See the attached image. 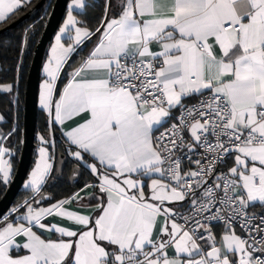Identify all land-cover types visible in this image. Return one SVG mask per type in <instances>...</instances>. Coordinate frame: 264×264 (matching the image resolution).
<instances>
[{
  "label": "snow or ice",
  "instance_id": "obj_1",
  "mask_svg": "<svg viewBox=\"0 0 264 264\" xmlns=\"http://www.w3.org/2000/svg\"><path fill=\"white\" fill-rule=\"evenodd\" d=\"M22 6V0H0V22ZM83 7L84 0L69 5L45 65L49 79L40 102L61 125L86 115L63 135L75 147L71 156L99 178L98 186L81 189L98 187L99 214L68 210L66 205L84 199L79 192L48 207L25 200L10 210L16 215L0 218V264H264V215L253 225L247 211L257 201L264 206V0H121L117 16L109 15V0L95 30L79 26L73 15ZM97 34L95 47L54 101L58 73ZM65 35L72 44L61 42ZM153 44L160 50L152 51ZM193 95L205 98L185 107L183 100ZM177 107L179 124L155 136ZM184 130L192 142L185 144ZM40 140L50 143L44 136ZM184 147H203L212 157L207 163L196 159V170L182 172L176 151ZM233 151L234 166L208 185L216 162ZM38 154L26 185L36 194L53 167L47 147L41 146ZM5 155L11 153L0 143V173L6 183L11 164L3 160ZM133 174H159L150 179V196ZM202 186L201 197L191 200L193 215L216 203L223 206L205 218L224 220L227 231L219 246L206 223L193 215L177 223L174 208L166 204L196 197ZM225 211L231 215H221ZM54 216L75 227L44 222ZM234 216L242 217L241 227L259 239L251 236L249 242L236 234ZM197 229L208 231L210 250L197 243L204 239L197 237ZM38 232L58 233L59 238L44 239ZM13 251L26 254L13 256Z\"/></svg>",
  "mask_w": 264,
  "mask_h": 264
},
{
  "label": "trees",
  "instance_id": "obj_2",
  "mask_svg": "<svg viewBox=\"0 0 264 264\" xmlns=\"http://www.w3.org/2000/svg\"><path fill=\"white\" fill-rule=\"evenodd\" d=\"M38 2L39 0H32L31 2L24 4L19 8V10L12 14L6 22L0 24V30H3L0 33V85L6 83L11 84L13 92L11 95L0 91V112L4 118L3 125H5L6 131L11 133L10 136L7 135L6 144L15 151L11 156L12 171L15 170L17 165L22 140V112L25 79L34 47L43 30L53 0H45V4L27 21L10 29L5 30L4 28L25 14ZM106 4H108L106 0H84V7L82 10L74 11L75 17L82 26L95 30L100 25L101 18L105 12ZM25 40L27 41V45L23 53ZM91 40L86 41L78 52L74 53L68 60V63H66L61 69L55 87V95L58 94L60 88L66 82L67 73L80 63L83 54L82 52L84 48L91 43ZM14 94L18 95L17 104H14L13 102ZM49 130H51L53 139V144L49 147L53 155V167L47 180H49L54 174L56 154H69V152L58 127L54 123L49 124L47 114L42 108L38 107L35 132L36 134L40 133L41 135H45V133L49 132ZM74 162L75 160L71 159L69 167L66 168L63 173L64 176L67 175L70 166L74 164ZM6 185L2 184L0 181V196L2 195ZM79 185L80 183L75 186H71L67 184L65 180H58L52 188L49 189V192L54 195L53 201H55L69 195L72 190ZM46 189L47 188L43 186L41 190ZM31 196L32 191L22 187L17 196L14 198L12 207L21 204L25 199L30 198ZM32 201L33 197L29 199V202Z\"/></svg>",
  "mask_w": 264,
  "mask_h": 264
},
{
  "label": "water",
  "instance_id": "obj_3",
  "mask_svg": "<svg viewBox=\"0 0 264 264\" xmlns=\"http://www.w3.org/2000/svg\"><path fill=\"white\" fill-rule=\"evenodd\" d=\"M68 1L69 0H53L43 30L33 50V55L25 79L23 93L22 140L20 153L16 168L12 173L11 179L7 183L2 195L0 196V218L5 216L7 211L12 207L14 198L21 190L23 182L32 163L36 138L35 130L42 60L46 47L49 45V43H51L53 34L58 29L59 24L63 19ZM44 4L45 0H39V2L31 7L25 14H23L21 17H19L4 29H10L27 21ZM2 31L3 30H0V33ZM26 45L27 41L25 40L23 53L26 49ZM71 159L74 160L70 156V154H56L54 174L49 180L45 182L44 185L46 188H50L58 180H65V182L71 186H75L78 183H86L89 181V177L83 174L81 168L77 165L76 162H74V164L70 166L67 175H63L65 169L69 167V162L71 161ZM53 199L54 195L51 192H49L48 190H41L39 194H36L33 197L32 203L33 205L37 206L35 203L36 201H40L41 204H44L53 201ZM262 211H264V208Z\"/></svg>",
  "mask_w": 264,
  "mask_h": 264
},
{
  "label": "crops",
  "instance_id": "obj_4",
  "mask_svg": "<svg viewBox=\"0 0 264 264\" xmlns=\"http://www.w3.org/2000/svg\"><path fill=\"white\" fill-rule=\"evenodd\" d=\"M31 1L32 0H22V3L24 5V4L29 3ZM106 2L109 3V0H106ZM110 3H111V7H110L109 15L110 16H117L119 14V12H120L121 0H110ZM80 10H82V8H76V9H74L73 10V15L75 16L74 11H80ZM67 11H69L68 4H67V10H66V12ZM66 12H65L64 16L66 15ZM11 15L12 14H10V16ZM3 23L4 22H0V24H3ZM79 26L84 27L81 24H79ZM71 35H74V32L71 33ZM98 36H99V34H97L96 36H93L92 37V40H91V43L88 46H86V48H84V50L82 52L83 54H82V59H81L80 63L78 65H76L73 69H71L67 73L66 82L60 88V90H59V92H58L57 95H55V89H54L53 96H52V99L54 101L59 99V95L62 92V90L64 89L65 85L68 83V81L70 79V74L73 72V70L75 68H77V67L80 66V64L83 62V60L88 56V54L91 52V50L95 47V45L97 43V40H98ZM64 39H66V40H64ZM61 42L63 44H65V46L73 43V41L71 39H69L68 35H66V37L62 38V41ZM151 50L152 51H158L160 49L158 48V46L156 44H153L151 46ZM47 55H48V52H47V47H46V50H45V53H44V57H43V60H42L41 71H40L41 77H40V81H39V88L41 87V84H44L45 80H48L49 79V77H46L42 73V69L44 67V63L46 62ZM60 72L58 73V78H59ZM43 77H44V80H43ZM57 80L55 81V87H56V84H57ZM196 96L197 95H193L191 97L185 98L183 100V104L192 101ZM39 108H42L45 111V113L47 114L48 123L49 124L50 123H54L53 122V117H52V115L49 114V111L47 109H45L42 105H40ZM177 108H179V107H177ZM177 108H175L173 110H176ZM0 117H2V119H0V137H7L8 132L6 131L5 125H3L4 118H3V115H2L1 112H0ZM84 118H86V115H82L81 117H78V118H73L72 121H65V123L63 125H61L59 123H54L58 127V129H59V131H60V133L62 135V138H63V140H64V142L66 144V147L68 149L69 154H70V151H74L75 150V147L74 146H71L69 144V142L67 141V138L63 135V132L65 130H67V129L73 127V126H75L76 123L81 122ZM45 136H46V139L50 141V143L47 144L48 147L47 146L46 147L48 148L49 154L52 157L51 163L53 165V155H52V153H51V151L49 149L50 145L53 144L51 130H49V132L45 133ZM6 140L7 139H2V140H0V143H2L3 146L4 145L7 146ZM9 151L11 153L10 159L7 160V158L5 157V158H3V160L6 161V162H9L11 164V156L14 154L15 151H14L13 148H10V147H9ZM235 155H236V153L234 151L231 152V154H230V156H229V158H228V160H227V162L225 164V169H227V171L231 167L234 166V164H235ZM70 156H71V154H70ZM71 157L75 160V162L77 163V165L81 168L83 174L89 177V181L86 182V183H81L79 186H76L69 195L63 197V198H66V197L72 196L74 193H77V192H79L80 195L82 197H84V199L82 201H75V202L71 203L70 205H66V207L70 211H77V212H80L81 214H86V215H89V216H93L94 217V216H96V215L99 214L98 211L95 210L96 209V205L99 203V199H98V196H99L98 187L88 188V189H85L84 191H81V189H84V186L86 184H91V185H97L98 186V184H99V178L97 176L93 175L91 173V170L89 168H87L83 164V162L77 161L73 156H71ZM38 159H39V154L37 152L35 154L33 153V159H32V163H31V166L29 168L28 173H31V171L34 169V167H35L36 162L38 161ZM89 162H94V161L89 160ZM257 166H259L258 165V162H257ZM51 171H50V173H51ZM12 173H13V171H12V164H11V171H10L9 179H8V181L6 183L2 181V173H0V181H1V183L6 185L10 181L11 176H12ZM28 173H27V176H28ZM50 173H49V175H50ZM27 176H26V178H27ZM132 178L133 179H140L141 181H143L145 195L146 196H150L151 190L148 187V184L150 183V179H152V178H160V177H159V174H154L151 177H149V176H137V175L133 174ZM47 179H48V177L46 178V181H47ZM118 182H119V180H118ZM44 184L41 186V188L44 186ZM23 188L24 189H29V190L32 191V189H31L30 186L23 187ZM93 193H96L97 194V198H93L92 197L91 194H93ZM35 195H36V193H34L32 191V196L30 198L34 197ZM30 198H27L25 200H28L29 201ZM63 198H60V199H63ZM60 199H57L55 201H51V202H47V203L41 204V206L48 207L49 205H51L52 203H55L56 201H58ZM24 201L21 204H23ZM166 204H167V206L174 208L175 212L181 211L185 207V205H184V203H182V201L181 202H175V203H167L166 202ZM33 207H36V206L33 205ZM249 208L252 209V210H255V211H262L263 208H264V206H261L260 205V202L257 201V202H254L253 205L250 206ZM23 211H25V209L21 208L20 212L22 213ZM10 218H11V216H10ZM158 220H159V222H158L157 227L155 229V232L157 234H159V224L163 222V217L158 218ZM13 222L15 223L17 221L13 220ZM19 222H24V221H19ZM44 222L47 223V224H56L57 226L75 227V225H74L73 222L67 221L66 219H62V218L55 217V216L54 217H50V218H46V220ZM34 230H36V229L34 228ZM226 231L227 230L221 231L217 226H214L213 227L212 234L216 237L217 246H219V242L221 241L222 236H223V234ZM235 232L237 234V231L236 230H235ZM38 234H41L42 235V238H44V239H49L50 238V239L55 240V239H58L59 238V234L58 233H47V232L41 233V232H38ZM17 240H18L19 243H23V238H17ZM211 243L212 242L210 240H205L203 242H199V244H201L203 246V248H204L205 251L210 250ZM24 254H26L24 251H19V252L13 251L12 252V255L13 256H16V255H24ZM168 254L170 256L173 255L174 254L173 253V249H171V248L168 249ZM184 255H186V254H182V258H183Z\"/></svg>",
  "mask_w": 264,
  "mask_h": 264
},
{
  "label": "built area",
  "instance_id": "obj_5",
  "mask_svg": "<svg viewBox=\"0 0 264 264\" xmlns=\"http://www.w3.org/2000/svg\"><path fill=\"white\" fill-rule=\"evenodd\" d=\"M207 95H208V93L205 92V97ZM205 97L197 95L192 101L185 103L184 106L190 107L193 105H198L199 101L204 99ZM180 116H181V108H177L176 110H173L171 113V116L168 118L167 122L163 125V127L157 128L154 131V135L159 136L160 133L165 130V128L170 127L174 123L179 124ZM181 135L184 137L185 144H187L188 142H192V137H191V134L189 131L184 130L181 133ZM222 139H226V138L222 137ZM209 140H211L213 143L215 142V139L212 136H209ZM230 154L231 153L222 155L221 159L216 162L214 174L212 176L206 178L208 185H212L216 182V174L228 172L227 169H225V164H226ZM176 155L181 158V170H182V172H187L189 170H196L197 166L192 161H194L196 159H201L202 163H207V161L209 159H211V157H212L211 153H205V150L203 147H196L193 150H189L187 147L180 148L176 151ZM172 183H175V182H172ZM203 187L204 186L197 189L196 197L189 196L188 198H186L185 201H182V203H184L185 207L181 211L175 212L177 214V223L184 224L185 221H184L183 217L193 215L191 200L193 198H200L201 197ZM217 191L219 192V195L222 197L223 193L220 192L219 190H217ZM222 207L223 206L221 204L216 203L214 206L211 207V209L209 211H204V212L200 213L199 215H193V219L199 220L202 224L206 223L207 226L211 229V232H212V229L214 226H217L221 231L227 230V228L225 227L224 220H221V219H216V220L207 219L206 220L205 219L207 217H211L212 215L216 214V210L218 208H222ZM233 207H235V206H233ZM247 211L249 212L250 217L253 218V225L260 223L259 217L264 215V211H255V210H252L250 208ZM221 215L229 216V215H231V213H230V211H225V212L221 213ZM242 220H243L242 217H235V216L232 217V225H233L234 229L237 231V234L241 235L243 237L249 238V242H251V239H250L251 236H257V239H259V235L256 232H249L248 228H242L241 227ZM191 225H192V220H189L188 226H191ZM261 226L264 227V224H262ZM196 234H197V237H201V236L204 237V239H197V243L207 240L208 231L203 230V229H197Z\"/></svg>",
  "mask_w": 264,
  "mask_h": 264
},
{
  "label": "rangeland",
  "instance_id": "obj_6",
  "mask_svg": "<svg viewBox=\"0 0 264 264\" xmlns=\"http://www.w3.org/2000/svg\"><path fill=\"white\" fill-rule=\"evenodd\" d=\"M72 3V0H70L69 2H68V8H69V5ZM46 6V5H45ZM67 15H68V11L66 12V15L64 16V18H63V20L61 21V23L59 24V27H58V29L55 31V33L53 34V37H52V41H51V43H49V45L47 46V52H48V55H47V59H46V62L44 63V67H43V69H42V73L46 76V77H48L47 76V74H46V72H45V65L46 64H48V62H49V59H50V57H51V55H52V52H51V49H52V46L53 45H55L56 44V36H57V34H59V32H60V28L64 25V22H65V20H66V18H67ZM64 37H66V35L65 36H63L62 38H64ZM43 80H44V77H43ZM3 85H11V84H1L0 86H3ZM42 86H43V84H41V87L39 88V92H38V107L41 105V102H40V100H41V89H42ZM0 90L3 92V93H6V94H13V92H12V89H11V91H5L2 87H0ZM17 101H18V95L17 94H14V96H13V102H14V104H17ZM40 136H44L45 138H46V136L45 135H41L40 133H37L36 134V142H35V148H34V150H33V153L35 154L36 152L38 153V149L41 147V146H47V144L46 145H42V142H41V140H40ZM3 147H5L6 149H8L9 150V147L8 146H6V145H4ZM48 147V146H47ZM7 158V160H9L10 159V155H5L3 158ZM32 172V171H31ZM30 175H31V173H28V176H27V178L24 180V182H23V186L22 187H27L26 185H27V183H28V181H29V178H30ZM20 205V204H19ZM14 207H16V206H14ZM14 207H11L8 211H7V213L5 214V215H16V214H11L10 213V210L12 209V208H14ZM21 210V209H20Z\"/></svg>",
  "mask_w": 264,
  "mask_h": 264
},
{
  "label": "flooded vegetation",
  "instance_id": "obj_7",
  "mask_svg": "<svg viewBox=\"0 0 264 264\" xmlns=\"http://www.w3.org/2000/svg\"><path fill=\"white\" fill-rule=\"evenodd\" d=\"M44 186H45V185H44ZM50 188H52V186H51ZM50 188H47L46 190H48V191H49V189H50ZM42 191H45V190H42Z\"/></svg>",
  "mask_w": 264,
  "mask_h": 264
}]
</instances>
